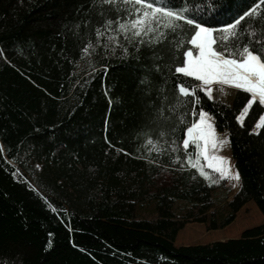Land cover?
<instances>
[{
    "label": "trees",
    "instance_id": "1",
    "mask_svg": "<svg viewBox=\"0 0 264 264\" xmlns=\"http://www.w3.org/2000/svg\"><path fill=\"white\" fill-rule=\"evenodd\" d=\"M191 3L212 27L229 20L226 8L250 6V0ZM103 10L98 15L89 0H0V264H264V222L237 238L174 245L186 223L221 230L248 202L264 218V128L251 133L264 107L254 101L242 127L235 117L248 94L237 90L231 104L209 100L199 81L179 73L158 94L162 78L149 68L160 46L137 52L126 45L127 56L119 48L82 54L85 43L95 41L93 28L118 14L107 5ZM160 54L167 63V52ZM145 76L151 91L141 83ZM176 82L194 89L200 102L186 97L170 113ZM158 108L160 122L176 127L164 139L177 140L179 152L145 144L143 133L155 138L159 131ZM201 108L215 130L226 133L239 173L230 201L226 178L201 160L205 179L183 159L180 142ZM188 151L194 156L195 146ZM176 155L181 161L173 162ZM215 191L224 197L216 200Z\"/></svg>",
    "mask_w": 264,
    "mask_h": 264
},
{
    "label": "snow or ice",
    "instance_id": "2",
    "mask_svg": "<svg viewBox=\"0 0 264 264\" xmlns=\"http://www.w3.org/2000/svg\"><path fill=\"white\" fill-rule=\"evenodd\" d=\"M105 5L118 14L115 19L106 17L103 23L93 28L95 41L89 39L81 49L82 54H95L98 48L105 50V55L109 49L115 54L119 48L122 55L127 56L129 48L126 45H132L137 52L142 47L157 49V46H160L159 52H153V64L149 68V74L154 71L162 78L158 94L165 92L164 85L169 83L175 73L194 77L200 82L199 90L203 91L209 100L213 99V84L228 85L241 90L248 94L245 97L246 103L235 117L242 127L244 117L254 101L258 102L259 106H264V0H250V6L236 12H233L231 7L226 8L225 12L230 14L229 20L219 27L207 26L205 21L197 18L191 0H89V6L98 7L100 11L97 14L101 16L104 15ZM211 8L215 9L214 2ZM121 11L123 16L119 14ZM82 23L87 28L90 20L84 19ZM74 27L79 30L81 22H77ZM188 31L191 36L185 42L182 36ZM185 43L194 46L195 54L193 48L184 50ZM165 51L168 54L167 63H164L165 56L160 54ZM2 55L0 51V56ZM141 83L147 85V90L151 91L153 81L149 80L148 76H145ZM172 91L175 102L168 105L170 113L177 112L185 104L186 97L189 98L190 104L200 102L196 91L182 82L174 83ZM167 99L165 95L164 100ZM156 111L157 116L153 122L158 124L159 131L155 138L149 133H143L147 136L145 144L153 145L157 152L161 151L157 145L168 144L172 152H179L180 145L177 140L169 142L164 139L169 134L174 135L176 127L170 123L165 126L160 122V117L164 115L162 108ZM198 116V121L186 127V134L180 142L184 149L183 159L205 179H209V173L204 170L201 160L222 178L231 177L238 181L239 173L230 171L231 165L226 163L227 158L216 155L218 146L227 142V136L223 139L217 138L211 122L212 117L203 108L198 111ZM164 120L167 121L168 117L165 116ZM182 120L183 113H180L176 121L179 123ZM261 128H264V115H260L251 133L260 134ZM190 144L195 146L194 156L188 151ZM2 152L3 148L0 147V153ZM177 161H181L180 155L174 157L173 162Z\"/></svg>",
    "mask_w": 264,
    "mask_h": 264
},
{
    "label": "rangeland",
    "instance_id": "3",
    "mask_svg": "<svg viewBox=\"0 0 264 264\" xmlns=\"http://www.w3.org/2000/svg\"><path fill=\"white\" fill-rule=\"evenodd\" d=\"M191 46L194 50V46L193 45ZM194 54H195V50H194ZM212 88H213V92H212L213 99L212 100L221 101L226 104H231L234 94L238 90L228 85L221 86L219 84H213ZM198 120L199 118L196 121ZM211 122L213 123V119ZM215 132H216L218 139H223L225 136H227L226 133L224 132L220 133L216 130ZM216 155L226 157L227 158L226 163L231 165L230 171L233 173H236L233 168V161L230 155L228 139H227V142H225L222 146H218ZM205 167L208 168L206 164H205ZM218 175L220 176L219 173ZM223 178H226L228 180L226 195L228 197L227 201H230L233 195L238 190L239 180L237 181L235 179H232L231 177H223ZM224 195H225L224 191H215L213 193V197L216 200L222 199ZM142 214H143L142 216L146 218L153 217L145 211L142 212ZM263 222H264V218L259 212L256 205L253 202H248L236 213L233 222H231L228 226H226L225 228L221 230L209 231L206 229V227L203 224L192 222V221L186 223L183 226V228L179 230V232L177 233L174 245L175 246L202 245V244H209L215 241H224L230 238H237L240 236V234L244 230L255 227V226H259L263 224Z\"/></svg>",
    "mask_w": 264,
    "mask_h": 264
}]
</instances>
